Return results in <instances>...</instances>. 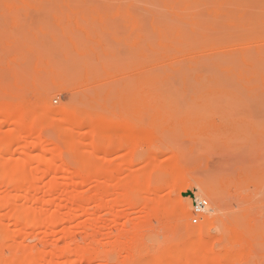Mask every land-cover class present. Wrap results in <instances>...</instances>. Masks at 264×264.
I'll return each mask as SVG.
<instances>
[{"label":"rangeland","instance_id":"rangeland-1","mask_svg":"<svg viewBox=\"0 0 264 264\" xmlns=\"http://www.w3.org/2000/svg\"><path fill=\"white\" fill-rule=\"evenodd\" d=\"M55 1L0 0V264H163L164 254L179 264L171 251L195 247L178 226L188 197L190 226L222 218L208 247L226 253L224 264H264V0H249L262 1L251 10L245 0H234L242 8L233 0H163L183 2L174 14L157 0V9L154 0ZM161 25L198 31L188 40L152 36ZM219 59L231 65L206 68ZM196 92L228 98L202 102ZM34 124V132L22 130ZM97 128L105 135L93 139ZM37 137L43 144L33 147ZM55 147L62 151H44ZM87 156L95 172L80 171ZM174 161L193 184L224 194L220 213L209 214L214 204L200 190L169 192ZM21 171L34 187L20 185ZM125 189L136 197L130 205ZM161 199L172 203L162 205L164 218L151 213ZM197 201L207 206L194 222ZM12 209L23 222L14 224ZM237 232L249 241L244 249ZM120 234L133 245L122 248ZM90 248L98 260L81 257Z\"/></svg>","mask_w":264,"mask_h":264},{"label":"bare ground","instance_id":"bare-ground-1","mask_svg":"<svg viewBox=\"0 0 264 264\" xmlns=\"http://www.w3.org/2000/svg\"><path fill=\"white\" fill-rule=\"evenodd\" d=\"M45 1V0H44ZM43 0H42V2H44ZM54 2V0H50V2H49V4L50 5H52L51 4V2ZM58 1H62V0H58ZM58 1H55V3L56 2H58ZM70 1H72V0H70ZM69 1V2H70ZM75 1V0H74ZM90 1V2H89ZM159 3H160V5H161V7H163V9L164 10H166V11H168V12H170L171 11V13L170 14H174V12H175V9L176 8H178V7H180V5L182 6V4H183V2H182V4H181V2L180 1H173V3L175 4L173 7L172 6H170V3H171V1H170V3L169 2H165V1H163V0H157ZM189 1L190 0H188L187 2L189 3ZM238 1V0H237ZM236 1V2H237ZM7 3H9V2H11V1H6ZM13 2V1H12ZM10 3V4H13V3ZM66 2V4H68L69 2L68 1H65ZM154 2H155V4L156 5H153V6H155L156 7V9H157V7L159 6L158 4V2L156 3V1L154 0ZM228 2V1H227ZM234 0H233V3H235V5L233 4L232 6H235L236 7V5L237 6H239V7H241V6H243L242 4H243V1H241V0H239V2L240 3H242L241 5H239V4H237ZM245 2H246V5H245ZM62 3V2H61ZM72 3V2H71ZM77 3H79V2H77ZM97 4H98V2H96ZM109 3V4H108ZM172 3V4H173ZM184 3H186V2H184ZM187 3V4H188ZM193 3V5L194 6H197V4L195 3V2H192ZM195 3V4H194ZM248 3H250L249 2V0L248 1H244V5L245 6H247V5H249ZM251 3H253V1H251ZM251 3H250V9L249 10H251V7L254 5H256V3H258V2H256L255 4H253V5H251ZM259 3L260 4H262V1H259ZM258 3V4H259ZM6 4V3H5ZM42 4V3H41ZM70 4V3H69ZM73 4V3H72ZM80 4V3H79ZM89 5V6H93V1L92 0H86L85 2H83V3H81L80 5ZM96 4V5H97ZM100 5H101V3H99ZM98 4V5H99ZM106 4V6H107V4L110 6L111 5V3L110 2H106L105 3ZM120 4V3H119ZM118 3L117 4H115V5H119ZM125 4V3H124ZM124 4H123V6H124ZM198 4H200L199 2H198ZM202 4V3H201ZM228 6L230 7L231 5H230V2H228ZM257 4V5H258ZM259 4V5H260ZM55 5V4H54ZM149 5V4H148ZM152 5V4H151ZM158 5V6H157ZM256 5V7H252V8H257V9H260V7H261V5L260 6H257ZM1 6V5H0ZM102 6V5H101ZM105 6V5H104ZM112 6H114V5H112ZM125 6H126V4H125ZM152 6V7H153ZM192 6V5H191ZM232 6L230 7V8H232ZM245 6L243 7V9L245 8ZM259 7V8H258ZM200 8V7H199ZM242 8V7H241ZM247 8V7H246ZM198 9V8H197ZM254 9V10H255ZM177 10V9H176ZM253 10V11H254ZM165 11V13L168 15L169 13H167ZM206 11V10H205ZM207 12V11H206ZM254 12H252L251 14H253ZM169 14V15H170ZM199 14L202 16L203 14H204V12L201 14V12H199ZM231 14V13H230ZM234 13H232V15H233ZM248 14H250V12H248L247 13V15ZM250 14V15H251ZM228 15V14H227ZM234 15H236V14H234ZM238 15V14H237ZM236 15V16H237ZM244 15H246V14H244ZM243 15V16H244ZM250 15H248L249 16V19L252 21L253 20V22H255V23H257V22H259L261 19H259V17H257V18H255V17H253V18H251L250 17ZM229 16V15H228ZM254 16H257V15H255L254 14ZM230 17V16H229ZM163 19H165V15H164V17H162ZM161 18V20H163ZM246 17H243V19H245ZM223 21H226V16H223ZM255 19H259L257 22L256 21H254ZM164 21V20H163ZM252 22V23H253ZM164 24H166V23H164ZM220 24V23H219ZM162 26V25H161ZM167 25H165L164 27L162 26V28L163 29H161V30H154V32H153V34H152V36H157V37H161V38H165L168 34H170L171 36L173 35V33H182L181 34V36H183V37H185V39H187L188 40V37H190V36H194L195 34H196V31H198V30H196V31H194L193 30V33H187L186 31L185 32H181V31H178V32H175V31H172V30H170L168 27H166ZM159 29H160V27H159ZM200 30H201V28H200ZM197 35H198V33H197ZM200 35V34H199ZM168 37V36H167ZM193 38V37H192ZM190 39L191 38H189V41H190ZM262 54H264V53H262ZM262 54H259L260 56H263ZM258 55V54H257ZM249 56H251V55H249ZM252 56H254V55H252ZM233 58H234V56H232ZM235 57H237V55H235ZM225 58V57H224ZM223 58V59H224ZM229 58V57H228ZM237 58H239V57H237ZM236 58V59H237ZM249 57H247V59H248ZM251 58H253V57H251ZM215 59V58H214ZM218 59V58H217ZM246 59V58H245ZM246 59V60H247ZM254 59H255V56H254ZM241 60H242V58H241ZM250 60H252V59H250ZM258 60V59H257ZM208 61V60H207ZM216 61H218L217 63H211V65H210V63H209V61L208 62H206L205 63V61H204V63L206 64V68L207 67H209L210 69H211V66H216L217 68H223V69H225L224 67L225 66H229V65H231V63H230V61L227 59V60H223V61H221L220 59L219 60H216ZM238 62L240 61V60H237ZM253 61V60H252ZM251 61V62H252ZM254 61H256V60H254ZM260 61V60H259ZM204 63H201V64H204ZM254 63H256V62H253V64ZM240 64V63H239ZM237 65L236 67H240V65L242 64V62H241V64L240 65ZM261 64H263L262 62H261ZM255 65V64H254ZM254 65H253V68L254 69H256L255 67H254ZM202 67H203V65H201ZM205 66V65H204ZM258 67H259V69H258V67H257V69L258 70H260V69H262V68H260V67H262V65H257ZM213 67H212V71H215V67H214V69H213ZM232 66H230V68H231ZM247 67V66H246ZM204 68V67H203ZM205 68V69H206ZM248 68H249V66H248ZM264 68V67H263ZM233 69V68H232ZM243 69H245V68H243ZM256 69V70H257ZM199 70V69H198ZM222 70V69H221ZM234 70L237 72V70H236V68H234ZM240 70V69H239ZM262 70H264V69H262ZM202 71V70H201ZM209 71V70H208ZM211 71V70H210ZM244 71V70H243ZM227 72V71H226ZM234 72V71H233ZM204 79V78H203ZM202 79V81H204ZM206 81H208V80H206ZM200 83L202 84V82H199V85H200ZM204 83V82H203ZM234 82H232L231 81V84H233ZM206 84V83H205ZM230 84V83H229ZM198 85V84H197ZM202 86V85H201ZM204 86V85H203ZM206 86H207V84L204 86L205 88H206ZM203 88V87H202ZM208 88V87H207ZM226 88V87H225ZM171 89V88H170ZM209 90V89H208ZM207 90V91H208ZM233 91H235V90H233ZM232 92V91H231ZM236 92V91H235ZM160 93V92H159ZM239 94V93H238ZM147 95V94H146ZM164 95V94H163ZM240 95V94H239ZM177 96V95H176ZM195 96H197V97H195ZM195 96H193L192 95V97H194V98H196V99H198L199 101H202V102H224L225 100H227V98L228 97H225V96H219V95H212L211 93H197L196 92V94H195ZM142 97H143V95H142ZM178 97V96H177ZM136 98V97H135ZM150 98V97H149ZM153 98V97H152ZM190 98V97H189ZM193 98V99H194ZM229 98H231V97H229ZM240 98V97H239ZM239 98H237V99H239ZM151 99V98H150ZM169 99V98H168ZM234 99V96H233V98H232V100ZM152 100V99H151ZM151 100H149L148 99V101H149V103H150V101ZM198 100H196V101H198ZM240 100V99H239ZM166 101V100H165ZM195 101V100H194ZM241 101H242V99H241ZM154 102V101H153ZM156 102V101H155ZM163 102H164V100H163ZM233 102H237V100L236 101H234L233 100ZM239 102V101H238ZM146 103H147V101H146ZM151 103H152V101H151ZM150 103V104H151ZM216 104V103H215ZM223 105V104H222ZM229 106V105H228ZM256 124V123H255ZM260 124V123H259ZM37 125L38 124H34V125H32L30 128H23L22 130L23 131H27V130H29V131H32V132H34L38 127H37ZM40 125V124H39ZM38 125V126H39ZM115 128V125H111V126H109V128L110 129H114L113 127ZM102 129L101 130H99L98 128L97 129H94L91 133H92V136H93V139L95 138H100L102 135L104 136L105 134L104 133H102ZM128 132L129 133H133L132 131H131V129H128ZM128 132H126V135L125 136H129V133ZM130 137H127V139H129ZM140 141H141V143L143 144V143H146V141H147V139H146V137L144 138V137H141V139H140ZM140 141H138V142H140ZM126 142V141H125ZM130 143V142H129ZM128 143V144H129ZM132 143V142H131ZM42 144H43V141L39 138V137H37V139H36V142H33V147H38V146H42ZM115 144V143H114ZM116 145V144H115ZM131 145V144H130ZM132 145H133V147H134V143H132ZM131 145V146H132ZM91 146H92V153L94 154V150H95V147H94V144L92 143L91 144ZM113 147V146H112ZM56 149H51V150H48V149H45L44 151L47 153V152H50V151H52L53 153L54 152H56V153H59V152H61L60 151V149L59 148H57V147H55ZM9 149H10V145L9 144H6V145H4L3 146V149H2V152H3V154H5V153H7L8 151H9ZM134 148H131L130 150H131V158L130 157H128L127 158V160L130 162V160L131 159H133V154H134V150H133ZM98 150V149H97ZM96 151V150H95ZM51 153V152H50ZM52 153V154H53ZM55 155V154H54ZM60 155H61V153H60ZM53 156V155H52ZM90 156V155H89ZM93 155L91 154V158H93L92 157ZM56 157V156H55ZM60 157V156H59ZM62 157V156H61ZM60 157V158H61ZM88 157V156H87ZM60 158H58V160L60 159ZM90 157H88V158H83V157H80V164L81 165H79L80 166V171H82V173L83 172H87V171H94L93 169H95V163H93L92 162V159H91ZM56 159V158H55ZM59 161H61V159L59 160ZM91 168H93V169H91ZM163 169H164V167H162ZM89 169V170H88ZM167 169H169V171H170V169H171V180L169 181V182H171V184H170V187H169V192L170 193H173L174 191H176V190H181V191H185V193L186 192H188L189 193V191L192 189V188H194L193 190L195 191V193H196V191H198V190H200V191H202L207 197H209V199H211L212 200V202H213V204H214V206L210 209V211H209V214L212 216V215H215V214H218V213H220L222 210H223V207H224V194H220L219 192H218V190H216L215 191V187H213L214 188V190L211 188V187H209L208 185H206V184H204V183H195V184H193L192 183V179H191V177L187 174V173H185L184 171H182V169L180 170L179 168H178V165H177V163H175V161H174V163H172L171 165H170V167L168 166L167 167ZM166 169V171H168ZM9 170H11V169H9ZM87 170V171H86ZM12 171V170H11ZM15 170L13 169V172H14ZM97 171V170H96ZM95 172V171H94ZM16 173H18V178L20 177V179H19V181H20V185H24V184H26V186L30 183L31 184V180L33 179L32 178V174L30 175V173L29 174H27V173H25V172H16ZM97 173L98 172H96L95 174H93L92 176H94V179H95V176L97 175ZM21 176H20V175ZM90 174H92V173H90ZM16 175V174H15ZM149 175V174H148ZM12 175H10V177H11ZM91 175H90V177H91V179L93 178ZM98 176V175H97ZM9 176H8V178H10ZM15 178H16V176H15ZM145 179H143V180H145V181H147V179L149 178V176H147L146 175V177H144ZM6 179V181H8L7 180V178H5ZM35 179V178H34ZM34 179L32 180V181H34ZM36 180V179H35ZM89 180V179H88ZM148 183V182H147ZM30 184L28 185V187L30 186ZM22 185V186H23ZM32 185V184H31ZM149 185V184H148ZM147 185V186H148ZM25 186V185H24ZM32 187H34V185H32ZM124 189V188H123ZM148 189H149V187H148ZM66 191V190H65ZM155 191V190H154ZM180 191V192H181ZM191 193V192H190ZM184 194V193H183ZM185 195V194H184ZM189 196H191V194L189 195ZM123 203L124 202H126V203H128L129 205L130 204H132V203H134V200H135V198H133V196H132V194L130 193V191H127L126 189L124 190V193H123ZM184 198H186V197H184ZM189 199H190V197H188ZM186 199L185 200V203L182 205V208L180 209L179 208V210H180V224L178 225V226H180V227H182V228H185L187 231H188V233H189V236H190V245H192V246H195L193 249H187V246L188 245H185L186 247L185 248H183V246H182V248H180V247H177L176 249H174V251H171V254H176V253H178V254H180V257H181V262H179V264H224V260L226 259V258H228V256L226 255V253H224V252H222V251H220L219 253H217V252H215L213 249H210V247H208V243H209V239H210V235H209V232H210V230H212V229H214V228H219L218 226L219 225H221L222 224V222H223V220H222V218H220L219 216H215V217H212V218H210V217H208L207 219H206V221L202 224V226L200 227V228H194V227H192V226H190L189 225V223H188V217H187V214H188V212H189V199ZM0 202H1V200H0ZM4 203V202H3ZM122 204V203H121ZM165 204H167V205H169V206H171L172 205V203L171 202H169V200L168 199H161L158 203H157V207L156 208H153V209H151V213H153L152 215H155V217L157 216V217H162V218H164V216H165V211H164V209L162 208V205H165ZM10 205V204H9ZM62 205V204H61ZM181 206V205H180ZM6 207V206H5ZM1 210V209H0ZM31 210H32V207L31 208H28L27 210H26V212H25V215H28L30 212H31ZM27 213V214H26ZM12 214V215H11ZM11 216H12V218L14 219V224H17V223H21V222H23L22 220L24 219L22 216H20V215H18V212L16 211V209H12V211H11ZM3 225H5V221H4V219H1L0 220V226H3ZM179 233V227H176L175 229H174V235H177ZM121 235V234H120ZM1 236V235H0ZM125 236V235H124ZM2 238V237H1ZM0 238V239H1ZM120 238H121V242L119 241L118 242V244H120V246L122 247V248H126L125 247V245L126 246H128L129 245V243L131 242V244L130 245H133L132 243H133V240L132 239H130L131 241L129 242L128 241V239H127V243H126V240H124V238H123V235H121L120 236ZM118 241V240H117ZM126 243V244H125ZM234 243L235 244H239V246H242L243 247V249H244V246H245V244L248 246V244H249V241H248V239L243 235V234H240V233H238L237 232V235H236V237H235V239H234ZM118 244H116V245H118ZM91 246V245H90ZM119 246V245H118ZM119 246V247H120ZM92 247V246H91ZM118 247V248H119ZM129 247V246H128ZM243 249H242V251H243ZM92 249L90 248V249H86L85 251H83L82 252V254H81V257L83 258V259H90V260H98L100 257H99V252H96L95 250H92ZM239 251H241V250H239ZM241 251V252H242ZM69 252V251H68ZM238 252V251H237ZM247 251L246 250H244V253H246ZM239 254H242V253H238V255ZM67 255V254H66ZM71 255V254H70ZM243 255H245V254H243ZM68 256V255H67ZM235 257H236V254L234 255ZM242 256V255H241ZM82 259V260H83ZM229 260V259H228ZM236 260V259H235ZM234 260V261H235ZM70 261H72V260H70ZM69 261V262H70ZM77 260H75L74 262H76ZM79 261H81V260H79ZM163 261H164V263L163 264H174V263H172V262H170V259H168L167 258V254H164V256H163ZM183 261V262H182ZM78 262V261H77ZM76 262V263H77Z\"/></svg>","mask_w":264,"mask_h":264},{"label":"built area","instance_id":"built-area-1","mask_svg":"<svg viewBox=\"0 0 264 264\" xmlns=\"http://www.w3.org/2000/svg\"><path fill=\"white\" fill-rule=\"evenodd\" d=\"M207 202L206 201H197L195 206H194V222H197V216H199L203 210L206 208Z\"/></svg>","mask_w":264,"mask_h":264}]
</instances>
